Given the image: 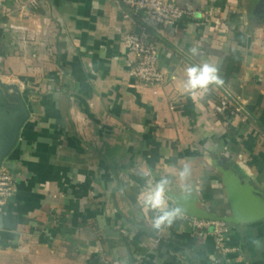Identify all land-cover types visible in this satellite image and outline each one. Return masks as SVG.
I'll list each match as a JSON object with an SVG mask.
<instances>
[{"label": "crops", "instance_id": "1", "mask_svg": "<svg viewBox=\"0 0 264 264\" xmlns=\"http://www.w3.org/2000/svg\"><path fill=\"white\" fill-rule=\"evenodd\" d=\"M179 2L224 12L155 27L169 74L155 94L127 67L113 0H0V170L16 175L0 264H264V0ZM187 61L216 65L224 84L184 94ZM145 168L173 180L170 205L227 217L239 253L218 255L210 233L180 220L154 229L139 201Z\"/></svg>", "mask_w": 264, "mask_h": 264}, {"label": "built area", "instance_id": "2", "mask_svg": "<svg viewBox=\"0 0 264 264\" xmlns=\"http://www.w3.org/2000/svg\"><path fill=\"white\" fill-rule=\"evenodd\" d=\"M121 10L122 19L127 22L128 30L124 42L128 49L127 67L131 75L153 87L158 94V87L168 81L169 74L160 65V41L155 27L180 23L188 17L199 15L201 21L212 17L220 18L224 7L216 5L205 11L195 7L182 6L179 0H113ZM264 43V34H260ZM188 66L194 65L186 62ZM222 105L229 102L223 98ZM172 107H174L172 105ZM237 107L230 106V111L237 112ZM16 175L8 169L0 170V212L5 211L15 190ZM186 223L192 230H205L212 235L218 255L234 256L239 247L229 242L230 223L223 217H200L185 211L183 218L177 219ZM218 260H215L216 262ZM117 263V262H115ZM119 264V263H117Z\"/></svg>", "mask_w": 264, "mask_h": 264}, {"label": "clouds", "instance_id": "3", "mask_svg": "<svg viewBox=\"0 0 264 264\" xmlns=\"http://www.w3.org/2000/svg\"><path fill=\"white\" fill-rule=\"evenodd\" d=\"M189 51L192 55L198 54L196 47L190 48ZM185 77L182 85L183 93L193 99L197 97V94L200 97L207 95L213 86L218 87L224 84L218 67L209 62L188 66ZM141 176L147 178V187L140 193L139 201L143 210L154 213L152 227L162 230L165 227H171L177 219L183 218L185 208L180 203H176L175 206L169 204L168 193L174 183L173 180H170L167 175H162L158 180L153 181L151 169L148 168L141 171ZM174 176L182 198L190 195L193 191L191 162H183Z\"/></svg>", "mask_w": 264, "mask_h": 264}, {"label": "water", "instance_id": "4", "mask_svg": "<svg viewBox=\"0 0 264 264\" xmlns=\"http://www.w3.org/2000/svg\"><path fill=\"white\" fill-rule=\"evenodd\" d=\"M21 123H22V120L19 119V120L16 122L14 129H12V130L10 131L9 139H8V145H9V146L12 145L13 142L15 141L16 136H17V132H18V129H19ZM185 210H186V212H188V213H190V214H193V215H196V216H200V217H223V218H225V219L228 220V218H227V217H224V216H218V215H215V216H214V215H213V216H205V215H199V214L193 213V212H191V211H188L187 209H185ZM228 221H229V220H228Z\"/></svg>", "mask_w": 264, "mask_h": 264}, {"label": "trees", "instance_id": "5", "mask_svg": "<svg viewBox=\"0 0 264 264\" xmlns=\"http://www.w3.org/2000/svg\"><path fill=\"white\" fill-rule=\"evenodd\" d=\"M239 57V53H237V51H233L232 55L230 56V59L232 58H238ZM233 63L231 60L229 61V64H230V69H233L234 66H233Z\"/></svg>", "mask_w": 264, "mask_h": 264}, {"label": "rangeland", "instance_id": "6", "mask_svg": "<svg viewBox=\"0 0 264 264\" xmlns=\"http://www.w3.org/2000/svg\"><path fill=\"white\" fill-rule=\"evenodd\" d=\"M247 1H249L250 3L252 2V0H247ZM247 3V2H246Z\"/></svg>", "mask_w": 264, "mask_h": 264}]
</instances>
